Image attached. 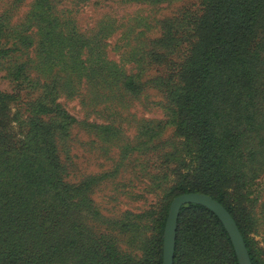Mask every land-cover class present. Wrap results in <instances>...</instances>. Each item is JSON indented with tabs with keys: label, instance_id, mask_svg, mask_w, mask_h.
Returning <instances> with one entry per match:
<instances>
[{
	"label": "rangeland",
	"instance_id": "rangeland-1",
	"mask_svg": "<svg viewBox=\"0 0 264 264\" xmlns=\"http://www.w3.org/2000/svg\"><path fill=\"white\" fill-rule=\"evenodd\" d=\"M201 2L0 0V93L9 98L1 143L22 151L31 108L59 104L75 120L64 133L49 114L36 118L50 126L64 179L94 178L92 211L80 220L133 262L145 252L157 258V220L183 170L182 139L168 122L169 75L188 52ZM170 28L179 43L167 39ZM127 76L138 92L124 87ZM243 195L240 218L264 262V172Z\"/></svg>",
	"mask_w": 264,
	"mask_h": 264
},
{
	"label": "trees",
	"instance_id": "trees-1",
	"mask_svg": "<svg viewBox=\"0 0 264 264\" xmlns=\"http://www.w3.org/2000/svg\"><path fill=\"white\" fill-rule=\"evenodd\" d=\"M186 55L169 75L168 122L182 141L183 170L166 192L157 220V258L141 262L118 252L110 238L92 233L80 220L92 211L94 178L79 184L64 179L53 133L41 115H50L62 133L74 120L50 101L31 108V129L22 151L0 141V264H161L162 233L171 199L204 193L235 220L252 264H264L250 244L240 218L243 190L264 172V0H202L190 18ZM167 39L179 43L169 29ZM124 87L138 92L131 76ZM9 98L0 93V129ZM173 264H238L226 229L201 204L181 206Z\"/></svg>",
	"mask_w": 264,
	"mask_h": 264
},
{
	"label": "water",
	"instance_id": "water-1",
	"mask_svg": "<svg viewBox=\"0 0 264 264\" xmlns=\"http://www.w3.org/2000/svg\"><path fill=\"white\" fill-rule=\"evenodd\" d=\"M188 203L201 204L212 211L226 229L238 263L252 264L244 239L233 217L217 200L199 192L182 193L171 200L163 231L162 264H173L178 214L181 206Z\"/></svg>",
	"mask_w": 264,
	"mask_h": 264
}]
</instances>
